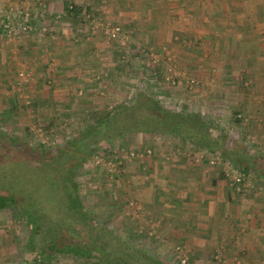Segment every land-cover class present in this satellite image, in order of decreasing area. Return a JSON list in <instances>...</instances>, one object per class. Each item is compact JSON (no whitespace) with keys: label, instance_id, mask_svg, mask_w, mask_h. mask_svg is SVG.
Here are the masks:
<instances>
[{"label":"rangeland","instance_id":"obj_1","mask_svg":"<svg viewBox=\"0 0 264 264\" xmlns=\"http://www.w3.org/2000/svg\"><path fill=\"white\" fill-rule=\"evenodd\" d=\"M64 2L87 5L84 0H0L1 131L30 148L56 149L89 125L95 111L124 106L144 92L175 112L212 120L218 129L208 132L217 143L221 141L231 153L256 158L248 160L251 164L264 165L261 120L250 114L257 105L244 98L247 89L236 94L229 88L232 80L227 79L228 72L218 70L213 46L208 53L198 57L192 53L185 60L162 42L157 48L154 41H140L146 34L144 26L131 33L94 8L75 21L64 15ZM115 26L118 33L109 37ZM0 154L5 155L1 165L23 164L24 158L10 150ZM180 163L205 164L215 176L224 171L234 192L264 194V179L256 180L254 172L244 174L232 156L224 159L189 138L158 131H135L98 143L77 171L78 193L89 213L157 260L179 264L183 253L192 262L210 264V259L196 261L182 245L164 238L142 200L149 195L156 199L158 190L179 193L176 182L169 180L170 188L164 191L157 180L180 172ZM12 170L7 169L9 174ZM23 175L26 169L5 182L14 184ZM29 237L30 227L17 206L0 210V264H32L43 245ZM217 257L221 258L219 253ZM40 262L96 264L67 254Z\"/></svg>","mask_w":264,"mask_h":264},{"label":"crops","instance_id":"obj_2","mask_svg":"<svg viewBox=\"0 0 264 264\" xmlns=\"http://www.w3.org/2000/svg\"><path fill=\"white\" fill-rule=\"evenodd\" d=\"M84 1L89 9H99L125 25L126 31L144 26L146 34L140 41L163 43L184 59L192 53L194 57L208 53L213 46L218 70L228 72L227 79L232 80L229 88L236 94L247 89L244 98L257 105L250 114L259 116L264 138V0ZM226 46L229 50L223 51ZM178 165L180 172L172 170L168 179L157 181L164 191L170 188L169 180L176 182L179 193L158 190L154 200L150 195L142 197L164 238L182 245L196 261L264 264V194L234 192L205 164Z\"/></svg>","mask_w":264,"mask_h":264},{"label":"trees","instance_id":"obj_3","mask_svg":"<svg viewBox=\"0 0 264 264\" xmlns=\"http://www.w3.org/2000/svg\"><path fill=\"white\" fill-rule=\"evenodd\" d=\"M63 12L76 21L83 13H91V9L87 5L64 2ZM92 117L89 125L56 149L42 145L30 148L0 130V153L10 150V154L24 158L20 165H1L5 155L0 154V210L17 206L30 227L29 239L41 241L43 248L31 260L32 264H41V260L61 254L96 264H166L135 247L129 239L118 236L106 222L89 213L81 201L75 179L77 171L95 152L98 143L114 137L124 138L135 131L180 135L224 159L232 156L241 164L244 174L254 172L256 180L264 179V165L248 161L256 158L231 153L221 141L217 143L211 137L208 130L218 129L212 120H205L197 113L175 112L144 92L124 106L95 111ZM240 120L235 117V121ZM9 168L14 169L10 174ZM25 169L26 175L18 182H5L7 177L13 179ZM219 175L228 179L224 171Z\"/></svg>","mask_w":264,"mask_h":264},{"label":"built area","instance_id":"obj_4","mask_svg":"<svg viewBox=\"0 0 264 264\" xmlns=\"http://www.w3.org/2000/svg\"><path fill=\"white\" fill-rule=\"evenodd\" d=\"M119 31V27L118 26H115L112 28V30H110L109 32V37H115L116 34L118 33ZM236 181H240V178H236ZM179 264H203V263H197L195 261H190L189 258L187 257L186 254H181L180 258H179Z\"/></svg>","mask_w":264,"mask_h":264}]
</instances>
